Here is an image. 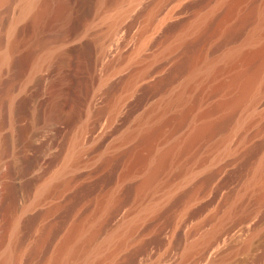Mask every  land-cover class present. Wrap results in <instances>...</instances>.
<instances>
[{
	"label": "rangeland",
	"instance_id": "obj_1",
	"mask_svg": "<svg viewBox=\"0 0 264 264\" xmlns=\"http://www.w3.org/2000/svg\"><path fill=\"white\" fill-rule=\"evenodd\" d=\"M28 1L0 0V264H264V71L219 106L264 0H77L66 37Z\"/></svg>",
	"mask_w": 264,
	"mask_h": 264
},
{
	"label": "bare ground",
	"instance_id": "obj_2",
	"mask_svg": "<svg viewBox=\"0 0 264 264\" xmlns=\"http://www.w3.org/2000/svg\"><path fill=\"white\" fill-rule=\"evenodd\" d=\"M35 2V0H30L28 2H26L24 4L25 8L24 9H29L32 7L33 3ZM64 4V5H63ZM62 5L64 6L63 9L61 10V12L58 14V17L56 19V32L59 33V36L61 35V37L63 36H68L70 34V27H71V24L73 23V20L77 17V14H79V7H78V2L77 0H62ZM257 10V9H256ZM254 15V14H253ZM259 17L261 20H259V22L261 21H264V14H256L255 17ZM246 17V16H245ZM243 18V17H242ZM245 19V18H244ZM258 19V18H257ZM261 22H260V25H261ZM240 23V22H239ZM242 23V22H241ZM259 29V27H257ZM255 29L253 30L251 33H249V35L246 37V42H253L260 34V31H258V29ZM230 32V31H229ZM257 40V39H256ZM249 43H246V44H249ZM13 45V44H12ZM12 48V47H11ZM231 50V51H230ZM227 51V53H225L223 55V57L221 58H225V62L226 63H222L224 64V66L222 65L223 68H231V66L237 64V63H242V62H245V66H243L242 68L238 69L236 72H234V74L230 77L228 81V83H226V81L224 83L226 84H229V87L231 85V87H235L234 90H236V94L231 96L230 98H226L224 101H222L219 106L220 107H224V106H229L230 104L234 105L236 104L238 98L242 97V96H246L247 93L251 92L252 90L256 89L255 87L257 86V80L259 79V77L263 74V71H264V41L263 42H260V44L258 45H253L252 47H247L243 48V47H237L234 49H231ZM65 52V51H64ZM66 52L68 53L69 52V48L66 49ZM6 54V53H5ZM1 54L0 55V60H3L5 59V56H7V54ZM222 59V60H223ZM23 61V60H22ZM206 61H210V60H205L204 59V62H205V65L204 63L202 64L206 69L204 71H209L208 72V76L211 75L212 76V73L210 71H214V69L219 66V65H215L212 63V59H211V62H208L206 63ZM214 62V61H213ZM194 64V63H193ZM192 64V65H193ZM244 64V63H243ZM199 65V63H198ZM196 67V64L193 65ZM221 66V65H220ZM219 66V69H221ZM193 68V70H195L196 68ZM234 67V66H233ZM218 68V67H217ZM222 68V69H223ZM192 69V68H191ZM200 69V68H199ZM203 69V68H202ZM217 69V70H219ZM192 70V72L194 73V71ZM196 71V70H195ZM198 71V70H197ZM207 71L205 72L207 74ZM211 73V74H209ZM215 72H213V75H214ZM194 76V75H193ZM196 76V75H195ZM203 76V75H202ZM206 76V77H208ZM197 77V76H196ZM191 79V77H190ZM195 79V78H194ZM208 79V78H207ZM199 81V80H198ZM201 82V81H200ZM205 82V81H204ZM223 83V82H222ZM193 84H196V81L193 82V81H189L187 80V88L189 87H192ZM201 84V83H200ZM226 84H222V85H226ZM186 85V84H185ZM183 90V89H182ZM180 93V92H179ZM188 95H186V92H182L181 93V96L179 97L181 100H184L189 97H187ZM244 96V97H245ZM241 99V98H240ZM190 105H194L196 103H198L200 101V96H197L194 95V96H191L190 99ZM185 108V107H184ZM190 109H191V106H188L186 107L182 113L178 116H176L174 119H175V125L176 127L182 125L183 121L188 117L190 116ZM212 109V108H211ZM210 109V110H211ZM209 109H207V111H203L199 116H205L210 113L208 112ZM212 111V110H211ZM205 112V113H204ZM204 113V114H203ZM197 116V115H196ZM198 116V118H199ZM64 119V114L63 112H61L60 109H58L56 107V110L53 112V114H51V117H50V120L49 122L52 124H55V122L57 123L58 120H61V119ZM190 118V117H189ZM194 118L196 120H198L197 117L194 116ZM208 117H206V119H202V117H200L199 119L200 122H195L194 123V126H192V130H190L188 133V135L184 138V141H183V148H187L189 147L193 142H195L200 136L202 135H205L208 131H210L212 128L216 127L215 125H221L228 117H224V118H220V121H217L214 120L212 121L211 118L210 120H207ZM163 119V118H162ZM173 119V118H172ZM194 119V121H196ZM218 120V119H217ZM159 121V120H158ZM165 121V120H164ZM193 121V122H194ZM155 123V122H154ZM192 123V122H191ZM159 126V125H157ZM154 127V126H153ZM156 127V126H155ZM158 128V127H157ZM159 129V128H158ZM155 133V132H154ZM153 134V133H152ZM177 142V141H176ZM180 142V141H179ZM170 149V148H169ZM173 149V148H172ZM168 150V149H167ZM180 150L182 151V148H180ZM185 150V149H184ZM172 151V150H170ZM166 152V151H165ZM168 153V152H167ZM166 153V154H167ZM163 155V154H162ZM156 156V154H155ZM159 156V155H158ZM164 157V155H163ZM156 159V158H155ZM164 158H161L159 156V158H157V161L160 163V161ZM157 172V171H156ZM150 177V176H149ZM260 191V190H259ZM262 191V190H261ZM245 218L243 216H240L238 217L235 222L233 223V226H236L238 225L241 221H243ZM76 227V226H75ZM79 228V227H77ZM82 229V228H81ZM92 229V228H91ZM74 230V229H73ZM78 230V229H77ZM83 230V229H82ZM81 230V231H82ZM76 231V230H74ZM95 231V230H94ZM92 233V232H91ZM94 233V232H93ZM73 234V233H72ZM71 234V235H72ZM79 234V233H78ZM88 235V234H87ZM75 236V235H74ZM91 237V236H90ZM65 244L62 243V245L60 246V248L62 247L63 250L65 249V247H67V241L64 242ZM70 243V242H69ZM77 245V244H76ZM75 246V245H74ZM76 247V246H75ZM69 250V248L67 249ZM62 251V249H61ZM71 251V249H70ZM64 252V251H62ZM69 252V251H68ZM67 252V253H68ZM11 254V253H10ZM9 257H6L5 261L7 262L8 261V258H10V255H8ZM210 264H215V262H211Z\"/></svg>",
	"mask_w": 264,
	"mask_h": 264
}]
</instances>
